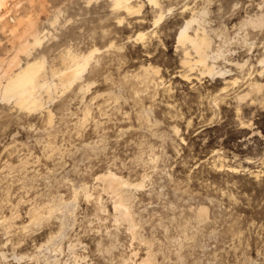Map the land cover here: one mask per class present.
I'll return each mask as SVG.
<instances>
[{
	"label": "rangeland",
	"instance_id": "1",
	"mask_svg": "<svg viewBox=\"0 0 264 264\" xmlns=\"http://www.w3.org/2000/svg\"><path fill=\"white\" fill-rule=\"evenodd\" d=\"M140 2V14L119 22L110 0H2L4 67L15 55L23 62L43 58L48 78L68 63L65 52L98 51L83 79L52 92L45 111L0 102V216L14 214L21 226H0L6 256L0 264H140L146 257L151 264H264V88L249 89L254 80L264 82L257 62L264 25L241 27L264 12V0H161L165 16L157 25L155 9ZM202 7L204 25L214 30L212 49L224 51L215 65L231 69L225 78L199 68L190 79L181 76L178 28L189 8ZM31 30L45 32L46 40L27 57ZM230 60L247 63L239 70ZM148 65L158 69L159 86L140 82ZM99 94L113 99L104 102ZM107 170L144 183L128 191L134 234L116 219L110 194L95 180ZM82 186L92 197L79 192L72 200ZM98 194L107 209L98 210ZM60 197L68 210L59 204L49 219L30 223L31 208L47 210Z\"/></svg>",
	"mask_w": 264,
	"mask_h": 264
},
{
	"label": "bare ground",
	"instance_id": "2",
	"mask_svg": "<svg viewBox=\"0 0 264 264\" xmlns=\"http://www.w3.org/2000/svg\"><path fill=\"white\" fill-rule=\"evenodd\" d=\"M111 1V9L112 12L117 16L118 21L121 22V20L124 17H134L138 14H140L141 9L143 7V3L140 2V0H110ZM199 1V0H198ZM41 3V2H40ZM108 3V2H107ZM149 5H151V7H153L155 9V13L156 16L153 20V24L157 25L165 16V11L164 8L161 4V0H148ZM190 3V2H189ZM195 4V3H194ZM2 5V0H0V7ZM42 5V4H41ZM187 7V6H185ZM184 7V8H185ZM168 8V7H167ZM166 9V8H165ZM187 8L183 9L184 11ZM47 10V9H46ZM45 10V11H46ZM190 10V16H188L187 18H185L184 22L182 23V25L180 26V28H178V33H177V43L178 46L181 48L182 50V64L184 66V72L182 71L181 76L185 79H190V77L192 76V71L196 70L195 68H199L201 70V74H207L209 76H219V77H227L230 75L231 73V69L226 68V67H217L215 65L216 60L219 57H223L224 51L219 50V47L217 48L216 51H214L212 49V44H213V39L211 37V31H214L213 29H207L206 26L204 25V18L208 13V10L206 7H202L199 10H196L194 8H189ZM40 11V10H39ZM143 11V10H142ZM169 13V11H171V9L167 10ZM188 14V13H187ZM4 14L0 15V18L5 17ZM56 15V14H55ZM155 15V14H154ZM51 16V15H50ZM185 16V15H184ZM53 18V17H52ZM115 18V16H114ZM116 18V19H117ZM149 18V17H148ZM12 20V19H11ZM14 20V19H13ZM50 20V19H49ZM57 20V16H54L52 23L55 22ZM123 21V20H122ZM132 22V21H131ZM243 22V23H242ZM241 23V27L245 28L243 26H251L253 28H261L264 25V12L263 13H259L257 15H255L254 17H247L244 21H242ZM17 23V22H16ZM34 23V22H32ZM46 23V22H45ZM51 23V22H50ZM117 24V23H116ZM206 24V23H205ZM56 25V24H55ZM131 25V24H130ZM35 26V24H34ZM33 28H36L34 27ZM32 27V26H31ZM50 27V26H49ZM156 27V26H155ZM240 28V26L238 27ZM241 29V28H240ZM42 30V29H41ZM177 30V29H176ZM142 32V31H141ZM247 32V31H246ZM244 32V33H246ZM220 33V32H219ZM218 33V34H219ZM238 33V32H237ZM241 33V32H240ZM29 34L32 36V39L28 40L25 44V48H24V52L26 54V56H32V49L42 45V43H44V39H45V32H39L37 30H31L29 31ZM217 34V35H218ZM144 34L143 33H138L137 38L141 39L143 38ZM222 35V34H221ZM220 35V36H221ZM225 36V34H224ZM47 37V36H46ZM218 37V36H217ZM216 38V37H215ZM223 38V37H222ZM227 39V38H226ZM225 39V41H226ZM46 40V39H45ZM233 39H230V41H232ZM245 40V39H244ZM247 40V39H246ZM224 41V42H225ZM223 42V43H224ZM229 43V42H228ZM245 43V41H244ZM252 43V42H251ZM220 44V43H219ZM218 44V46H219ZM215 45V44H214ZM223 45V44H222ZM220 45V46H222ZM246 46V45H245ZM252 46V44H251ZM224 47V46H223ZM264 47V46H263ZM214 48V47H213ZM69 49V48H68ZM226 49V48H225ZM98 50L96 48H94L92 51H89L88 53H72L70 51L65 52V56L64 59H68V63L65 64L66 66L59 69V70H54L51 69V76L46 78L45 77V73H44V69H45V65H44V60L47 59H43V58H30V59H26L24 62L23 60H21L19 58L18 55H15L11 61L8 62L7 66L4 67L3 61L0 59V102H14V104L18 105V107L20 108H24L27 109L29 111H38V110H42L48 107V105L52 104L53 100L55 98H53L52 96V92H55L56 89L60 87L62 88H71L72 85L76 82L79 81L80 79H83V74L86 71V68L88 66L90 62V60L93 57V54L96 53ZM63 52V51H62ZM226 53V52H225ZM63 54V53H62ZM227 56V55H226ZM46 57V56H45ZM224 58V57H223ZM227 58V57H226ZM232 58V57H231ZM224 60V59H222ZM232 60V59H231ZM230 60V61H231ZM249 60V59H248ZM235 61V60H234ZM243 61V60H242ZM219 62V61H218ZM258 65L261 66L262 70L258 71V74L261 76L263 73V69H264V54L261 55V57H259V60H257ZM256 62V64H257ZM65 63V62H64ZM232 63V61H231ZM247 63V60H245L244 62L240 63V62H234L232 63L233 65L239 67V70L241 68H243ZM47 64V63H46ZM218 64V63H217ZM144 66V65H143ZM198 66V67H197ZM52 67V66H51ZM154 67V66H153ZM246 68V67H245ZM156 69V68H155ZM158 70V69H156ZM150 68L149 65L148 67H143L142 69V73L139 77L140 82L145 85V86H149V84L153 83V85H158L159 86V76L157 74V71ZM242 70V69H241ZM257 70V69H256ZM253 71V70H252ZM138 73V72H137ZM194 73V72H193ZM180 74V73H178ZM205 74V75H206ZM49 75V74H48ZM131 75V74H130ZM194 75V74H193ZM249 75V74H248ZM135 76V75H134ZM204 76V75H201ZM251 76V75H250ZM194 77V76H193ZM253 76H251L252 78ZM124 78V77H123ZM132 78V77H131ZM161 78V77H160ZM182 78V79H183ZM193 79V78H192ZM196 79V78H195ZM236 77L235 80L233 81L234 83L236 82ZM263 79V78H262ZM129 80V78H128ZM229 80V79H228ZM227 80V82H228ZM162 81V80H161ZM264 81V80H263ZM226 82V83H227ZM232 82V83H233ZM77 83V82H76ZM79 83V82H78ZM89 83V82H88ZM131 83V82H130ZM165 83V82H164ZM233 83V84H234ZM237 83V82H236ZM81 84V83H80ZM92 84V83H91ZM229 84V82H228ZM227 84V85H228ZM85 86H87L86 88H88V85L85 83ZM83 86H80V89L83 90V88H85ZM134 85V84H133ZM90 87V86H89ZM249 89L251 91H256V92H260L262 90V88H264V82H260V81H255L254 82H250L249 83ZM85 88V89H86ZM151 88V87H150ZM226 88V87H225ZM79 89V90H80ZM89 89V88H88ZM69 90V89H68ZM87 90V89H86ZM146 90V89H145ZM249 90V91H250ZM67 90H64V92ZM147 91V90H146ZM224 91V90H223ZM47 93L49 98L46 101H43V93ZM61 92V89L60 91ZM57 92V93H58ZM63 92V91H62ZM110 92V91H109ZM136 92V91H135ZM144 92V91H143ZM255 92V94H256ZM84 93L85 90H84ZM105 93V92H104ZM83 94V93H81ZM80 94V95H81ZM108 94V93H107ZM114 94V93H113ZM249 94V92L242 94V95H238L237 98L239 100L244 99L247 95ZM85 95V94H84ZM101 96H103L104 98V102H109V100H112L111 97H106V95L104 94H99ZM110 96V95H109ZM117 96V95H116ZM55 97V96H54ZM83 98V96H82ZM102 98V99H103ZM118 98V97H117ZM117 98L114 97L115 100H118ZM47 99V97H46ZM215 101V100H214ZM218 102V101H217ZM103 103V102H102ZM101 103V104H102ZM113 105L115 104V101L112 102ZM135 103V101H134ZM100 104V105H101ZM105 104V103H104ZM118 104V103H117ZM85 105V104H84ZM103 105V104H102ZM106 106V105H105ZM108 106H106L107 108ZM114 107V106H113ZM118 107V106H117ZM171 107V106H170ZM68 109V108H67ZM101 109V108H98ZM112 109V107L110 108ZM142 109V108H141ZM102 110V109H101ZM143 110V109H142ZM51 111V110H50ZM49 110L48 112V123H51L52 118H51V112ZM87 111V112H86ZM86 111L84 112L85 114L82 115L83 119L81 117V119L84 121V119L86 120V117L88 115V110L86 109ZM140 111V110H139ZM144 111V110H143ZM100 112V111H98ZM41 113V112H40ZM145 113V112H144ZM142 115V114H141ZM144 115V114H143ZM68 116V115H67ZM94 116V115H93ZM101 116V115H100ZM103 116V115H102ZM140 117V116H139ZM143 117V116H142ZM71 118V117H70ZM123 118V117H122ZM141 118V117H140ZM149 118V117H148ZM145 119V118H144ZM77 120V119H76ZM79 120V119H78ZM107 120V119H106ZM150 120V119H149ZM80 121V120H79ZM140 121V120H139ZM82 122V121H80ZM157 122V121H156ZM67 123V122H66ZM148 123V121H147ZM52 124V123H51ZM68 124V123H67ZM80 124V123H79ZM96 124V123H95ZM154 124V123H153ZM151 124V125H153ZM156 124V123H155ZM50 125V124H49ZM76 125V124H75ZM66 126V125H65ZM71 126V125H70ZM83 126V125H82ZM87 126V125H86ZM155 126V125H154ZM80 127V126H79ZM100 127V126H99ZM153 127V126H152ZM174 127V126H173ZM51 127H49L50 129ZM77 128V127H76ZM86 128V127H85ZM94 128V127H93ZM98 128V127H97ZM46 129V128H45ZM47 130V129H46ZM70 130V129H69ZM50 131V130H49ZM75 131V130H74ZM80 131V130H79ZM96 131V130H95ZM176 131V130H175ZM76 132V131H75ZM51 133V132H50ZM65 133V132H64ZM58 134V133H57ZM80 135V134H79ZM78 135V136H79ZM159 135V133H158ZM54 137V136H53ZM105 138V137H104ZM66 139V138H65ZM55 140V139H54ZM63 141V140H62ZM49 142V141H48ZM55 142V141H54ZM65 144V143H64ZM48 148V147H47ZM53 148H51L52 150ZM152 150V149H151ZM50 151V150H49ZM55 151V150H54ZM69 152V151H68ZM48 155V153L46 154ZM55 155V154H54ZM49 156V155H48ZM152 160V159H151ZM20 162V161H19ZM155 162V161H154ZM155 165V164H154ZM222 166V165H221ZM227 166V165H226ZM223 167V166H222ZM231 167V166H230ZM24 168V166H23ZM54 168V167H53ZM149 168V167H148ZM228 168V167H227ZM232 170V168H231ZM230 170V171H231ZM234 170V169H233ZM30 174V173H29ZM33 176V175H32ZM37 177V176H36ZM124 177V176H123ZM122 176L117 175L116 173H114L113 171H106L104 173H97L95 174V180L99 181L101 183L100 186H102V190L106 192H108V194H110V199L112 200L113 203V209H114V213H115V217L117 220H121V221H127L129 224V229L131 230V232L134 234L135 230L133 228V219H132V213L130 210V205L128 202H130V196L128 194L129 189L131 188H140L143 187V182H138V183H131L129 181V179H124ZM26 178V177H25ZM94 179V178H93ZM133 181V180H132ZM142 181H144L142 179ZM67 186V185H66ZM71 186V185H70ZM94 186V185H92ZM88 187V186H87ZM86 186H82L79 190L75 189L74 190V195H73V199L75 200L78 193L82 192L86 198H89L91 195L90 190H88ZM25 189V188H24ZM91 189V188H90ZM72 190V189H71ZM9 191V190H8ZM34 191V190H32ZM57 193V192H56ZM59 193V192H58ZM73 193V192H72ZM95 193V192H93ZM34 194V193H33ZM61 194V193H60ZM101 194V193H100ZM9 195V194H8ZM83 195V196H84ZM85 198V199H86ZM8 199V198H7ZM34 200V199H33ZM77 200V199H76ZM75 200V201H76ZM110 200V201H111ZM57 201V200H56ZM91 201V200H90ZM12 202V201H11ZM53 202V201H52ZM72 202V201H71ZM95 202H96V206L98 208V210H104L107 209L103 206V204L100 201V195L98 194L97 197H95ZM94 202V203H95ZM64 204V207L66 210L68 207V202H65L64 199H62L61 197L59 198L58 204H52V205H48L47 210L45 208V210L43 211V209L40 208H36L37 206H35V208H31L29 210V215H30V223L31 221L34 220H46L49 219L54 213V211L56 210V206L59 204ZM111 203V204H112ZM75 204V203H74ZM15 205V203H14ZM61 206V205H60ZM32 207V206H31ZM40 207V206H39ZM43 207V206H42ZM6 208V207H5ZM12 208V207H11ZM60 208V207H59ZM3 209V208H2ZM74 209V208H73ZM60 210V209H58ZM68 210V209H67ZM61 211V210H60ZM73 211V210H72ZM13 212V211H12ZM74 212V211H73ZM197 212V211H196ZM18 213V212H17ZM65 213V212H64ZM70 213V211L68 212ZM72 213V212H71ZM2 214V213H1ZM66 214V213H65ZM70 215V214H69ZM197 215V214H196ZM200 217H204L206 215V212L204 209H200L199 214ZM60 216V215H59ZM66 216V215H65ZM198 216V217H199ZM47 217V218H46ZM61 217V216H60ZM75 217V216H74ZM114 217V216H113ZM70 219V218H69ZM43 220V221H44ZM65 220V218H64ZM75 220V219H74ZM116 221V220H115ZM35 222V221H34ZM38 221L35 222V224ZM74 222V221H73ZM126 222V223H127ZM23 223V222H22ZM21 223V224H22ZM27 223V222H26ZM33 223V222H32ZM41 223V222H39ZM60 223V222H59ZM62 223V222H61ZM18 223H16L15 221V215L11 214L10 216H0V226L4 227L5 229H11V227L16 226V228H21L20 225H17ZM29 224V223H28ZM34 224V223H33ZM64 224V223H63ZM62 224V225H63ZM32 225V224H31ZM135 225V224H134ZM27 225L23 226V229L26 227ZM33 226V225H32ZM64 226V225H63ZM31 227V226H30ZM66 227V226H65ZM27 228V227H26ZM15 229V228H14ZM13 229V230H14ZM61 229V228H60ZM2 230V229H1ZM12 230V231H13ZM7 231V230H6ZM56 231V230H55ZM61 230H59V233ZM5 232V231H4ZM58 232V231H57ZM5 234V233H4ZM56 234V233H55ZM65 235V234H64ZM57 236V235H56ZM60 236V234H59ZM51 237V236H50ZM58 237V236H57ZM57 237H54L55 239ZM52 238V237H51ZM50 238V239H51ZM241 239V238H240ZM50 242V240H49ZM48 243V242H47ZM69 243V242H68ZM72 244V243H70ZM41 246V245H40ZM70 246V245H69ZM71 247V246H70ZM40 249V247H39ZM56 249V248H55ZM72 249V248H71ZM2 250V249H1ZM15 253V252H14ZM137 253V252H136ZM35 254V253H34ZM0 255L5 256L3 252L0 253ZM33 255V254H32ZM23 256V255H22ZM35 256V255H34ZM74 256V255H73ZM6 257V256H5ZM31 257V256H30ZM80 257V256H79ZM126 257V256H125ZM23 258V257H22ZM76 258V257H75ZM74 258V259H75ZM6 259V258H5ZM54 259V258H53ZM126 259V258H125ZM129 259V258H128ZM3 260V259H2ZM76 260V259H75ZM74 260V262H75ZM80 260V259H79ZM78 260V262H79ZM133 260V259H132ZM140 260V259H139ZM149 260H151V258L149 259L148 257L143 258L142 260H140V264H151L149 262ZM77 262V263H78ZM125 262V261H124ZM123 262V263H124ZM139 262V261H138ZM62 263V262H61ZM67 263V262H66Z\"/></svg>",
	"mask_w": 264,
	"mask_h": 264
}]
</instances>
